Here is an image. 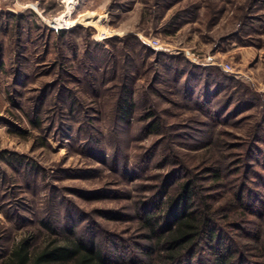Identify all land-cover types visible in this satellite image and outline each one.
<instances>
[{"label":"rangeland","instance_id":"obj_1","mask_svg":"<svg viewBox=\"0 0 264 264\" xmlns=\"http://www.w3.org/2000/svg\"><path fill=\"white\" fill-rule=\"evenodd\" d=\"M68 1L0 0L3 256L28 238L40 249L64 243L72 230L131 242V206L174 168L169 134L147 136L146 114L187 135L175 149L194 155L202 95L239 84L264 93V0H76L66 17ZM124 87L138 106L129 124L116 120ZM260 111L219 126L231 160L252 147ZM256 147L252 167L264 160Z\"/></svg>","mask_w":264,"mask_h":264},{"label":"trees","instance_id":"obj_2","mask_svg":"<svg viewBox=\"0 0 264 264\" xmlns=\"http://www.w3.org/2000/svg\"><path fill=\"white\" fill-rule=\"evenodd\" d=\"M239 85L225 97L207 90L202 95L207 109L198 110L204 120L195 122L204 131L202 137H192L197 143L194 155L175 149L180 137L190 140L187 135H171L164 129L169 124L163 115L146 114L147 136L169 134L166 156L173 157L169 164L174 168L151 187L150 195L131 206L129 220L137 222L139 232L131 242L110 235L97 240L72 230L64 243L41 249L34 247L32 238L24 239L8 256L0 254V264H264V160L250 165L252 154L261 153L256 145H264V93ZM137 107L134 94L126 90L117 100L116 120L129 124ZM256 107L260 118L247 142L252 147L243 158L231 160L234 147L226 141L230 135L218 128ZM110 219L126 218L111 214Z\"/></svg>","mask_w":264,"mask_h":264},{"label":"bare ground","instance_id":"obj_3","mask_svg":"<svg viewBox=\"0 0 264 264\" xmlns=\"http://www.w3.org/2000/svg\"><path fill=\"white\" fill-rule=\"evenodd\" d=\"M76 0H69L68 1V6L70 7L69 13L66 15V17L71 15V12L73 11L74 7L76 6Z\"/></svg>","mask_w":264,"mask_h":264},{"label":"built area","instance_id":"obj_4","mask_svg":"<svg viewBox=\"0 0 264 264\" xmlns=\"http://www.w3.org/2000/svg\"><path fill=\"white\" fill-rule=\"evenodd\" d=\"M152 45L155 46V47H158V46H159V43H158V42H155V43H153ZM226 71H232V70H231V67L228 66V67L226 68Z\"/></svg>","mask_w":264,"mask_h":264}]
</instances>
